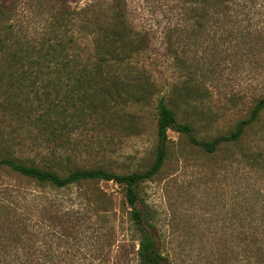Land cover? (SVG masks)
I'll return each instance as SVG.
<instances>
[{
    "label": "rangeland",
    "instance_id": "374dc122",
    "mask_svg": "<svg viewBox=\"0 0 264 264\" xmlns=\"http://www.w3.org/2000/svg\"><path fill=\"white\" fill-rule=\"evenodd\" d=\"M131 22L148 31L140 61L154 84L148 104L124 108L76 128L49 164L61 174L102 167L146 170L157 145L156 97L170 95L182 122L202 140L228 134L264 95V0H229L208 16V31L187 25L191 2L127 0ZM170 32L177 56L167 49ZM35 131L33 138L30 131ZM160 169L140 183L146 211L167 264H264V110L236 143L209 153L168 130ZM44 136V135H43ZM0 111V142L20 158L43 163L55 144ZM139 232L122 184L86 180L57 188L0 167V264H138Z\"/></svg>",
    "mask_w": 264,
    "mask_h": 264
},
{
    "label": "trees",
    "instance_id": "16d2710c",
    "mask_svg": "<svg viewBox=\"0 0 264 264\" xmlns=\"http://www.w3.org/2000/svg\"><path fill=\"white\" fill-rule=\"evenodd\" d=\"M191 2L193 23L189 31H209L208 16L227 12L229 0H185ZM127 0H0V111L21 127L35 128L55 144L43 163L14 155L0 142V167L39 183L62 188L86 180H113L122 184L130 220L138 230V264H167L159 248L146 211L137 207L138 187L162 166L168 130L183 132L188 140L209 153L220 144L236 143L264 110V95L253 103L246 118L225 135L202 140L188 122H182L170 95L156 97L157 145L150 166L144 171L118 174L102 167L74 168L65 174L49 164L62 140L88 123L104 122L112 115L137 118L124 108L148 104L155 95L145 65L148 31L131 22ZM185 32L172 27L170 32ZM212 31V29H211ZM172 34L167 49L177 56ZM36 137L35 131H30Z\"/></svg>",
    "mask_w": 264,
    "mask_h": 264
}]
</instances>
